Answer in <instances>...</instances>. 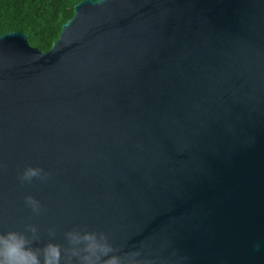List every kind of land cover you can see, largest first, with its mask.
<instances>
[{
  "label": "water",
  "instance_id": "water-1",
  "mask_svg": "<svg viewBox=\"0 0 264 264\" xmlns=\"http://www.w3.org/2000/svg\"><path fill=\"white\" fill-rule=\"evenodd\" d=\"M27 36L0 35V232L264 264V0H81L47 51Z\"/></svg>",
  "mask_w": 264,
  "mask_h": 264
},
{
  "label": "clouds",
  "instance_id": "clouds-1",
  "mask_svg": "<svg viewBox=\"0 0 264 264\" xmlns=\"http://www.w3.org/2000/svg\"><path fill=\"white\" fill-rule=\"evenodd\" d=\"M49 175L44 169L29 165L18 179L21 183H31L34 179L46 180ZM24 203L34 214L42 209L40 201L30 194L24 197ZM37 233L33 224L26 225L24 232H0V264H155L154 260L143 258L140 250L118 254L120 249L113 246L103 231H67L64 234L67 246H64L54 241L55 232L49 229L52 239L41 247H33L39 240Z\"/></svg>",
  "mask_w": 264,
  "mask_h": 264
},
{
  "label": "trees",
  "instance_id": "trees-1",
  "mask_svg": "<svg viewBox=\"0 0 264 264\" xmlns=\"http://www.w3.org/2000/svg\"><path fill=\"white\" fill-rule=\"evenodd\" d=\"M81 0H0V35L28 34V43L41 52L57 39L61 26Z\"/></svg>",
  "mask_w": 264,
  "mask_h": 264
}]
</instances>
